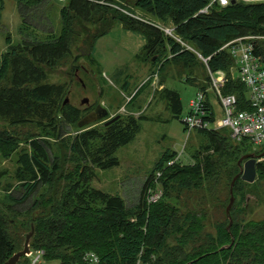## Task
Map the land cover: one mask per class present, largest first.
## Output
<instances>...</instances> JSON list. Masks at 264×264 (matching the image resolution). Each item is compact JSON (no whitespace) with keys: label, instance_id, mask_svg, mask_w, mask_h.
<instances>
[{"label":"trees","instance_id":"16d2710c","mask_svg":"<svg viewBox=\"0 0 264 264\" xmlns=\"http://www.w3.org/2000/svg\"><path fill=\"white\" fill-rule=\"evenodd\" d=\"M50 1L17 0L23 30L31 31V35L11 47L0 67V121L11 126L30 125L39 131L18 156L16 190L23 194L20 201L14 195L10 199L20 204L28 202L50 185L54 174L62 169L53 160L52 139H62L74 157L71 169L62 171L69 188L61 199L63 211L53 197L47 201L37 199L33 204L34 208L58 207V216L39 226L32 250L43 251V260L60 264H87L88 253L95 255L99 264H264V218H242L229 228L227 220L211 221L204 211L183 214L176 209L170 213L151 209L144 196L136 210H132L119 195L93 187L97 169L108 170L120 164L117 152L134 141L141 129V118H118L102 127L68 133L67 128L80 127L84 111L64 101L67 83L50 82L48 70L59 68L69 58L77 62L81 55L74 52L82 46L91 48L87 58L99 66L94 57L96 41L108 33L111 21L143 34L147 39L143 49L150 53L169 49L173 56L190 64L202 58L158 24L122 13L119 8L127 7L128 0H67L60 10V31L52 29L39 38L34 33L38 30L35 15L46 14ZM214 1L136 0L135 7L154 16L164 27H174L182 42L207 59L202 60L210 71L226 73L224 92L235 93L244 102L246 86L232 76L235 60L222 47L241 37L259 36L256 51L264 58V0H231L227 6ZM211 3L209 12L203 13ZM95 27L99 29L94 33ZM124 90L129 91L128 84ZM200 91L206 92L207 88ZM142 92L143 88L134 98ZM162 97L173 117L181 118L180 93L165 89ZM203 133L209 144L197 152L195 163L178 160L167 166L168 161L178 157L176 152L168 151L165 167V159H161L146 184L145 195L158 173H162L159 178L164 181L189 176H207L215 184L231 181V172H218L215 155L234 161L236 155L246 154L249 146L254 145L242 140L238 142L245 147H234L219 130ZM228 135L234 140L229 131ZM262 158L257 163V175L264 180V153ZM258 185V181L248 184L254 190ZM131 215L136 221L131 220ZM9 225L12 223L0 211V264L21 250Z\"/></svg>","mask_w":264,"mask_h":264},{"label":"rangeland","instance_id":"374dc122","mask_svg":"<svg viewBox=\"0 0 264 264\" xmlns=\"http://www.w3.org/2000/svg\"><path fill=\"white\" fill-rule=\"evenodd\" d=\"M135 3L136 0H128L127 7L119 9L122 13L164 27V24L154 16L135 7ZM66 5L67 1L51 0L46 14L35 15L34 22L38 29L34 32L35 35L39 38L45 37L52 29L59 32L60 10ZM0 21L1 67L11 47L21 44L31 31L29 33L28 30L26 32L23 30V20L17 0H3L0 5ZM107 26L108 33L100 36L96 41L94 57L100 63L99 66L92 64L91 59L87 58L91 54V48L82 46L79 47V51L74 52L75 54L79 52L81 55L77 62L74 63L69 58L59 68L48 70L50 82L67 83L64 101L80 108L84 111V116L96 111L98 106L108 111L105 118L82 128H67L68 133L75 134L79 130L102 127L107 121L116 117L141 118V129L134 141L121 147L117 152L120 164L108 170L97 169V177L92 182L93 187L119 195L132 210H136L144 196L151 209H161L168 213L176 209L183 214L204 211L208 213L211 221L227 220L228 225L231 220L233 224L235 220L240 221L242 218L263 219L264 180L260 178L259 173L256 179L259 185L255 190L248 184L256 181L249 183L239 178L234 190L235 202L230 213L231 219L227 215V207L231 199L232 180L241 172V166H244L247 160L239 165L241 157L255 154L258 161L263 160L264 145L249 146L248 152L239 157L236 155L234 161L227 160L222 155H215L218 172L221 175L231 172V181L215 184L208 180L207 176H189L183 178L185 180L179 178L174 181H164L160 180L157 174L146 195L144 194L146 184L161 159H165V167L168 151L176 152L179 161L185 164L195 163L197 152L209 144V139L203 130L195 129L188 134L183 119L188 115L191 101L196 98L198 89L210 90L211 74L202 59L196 64H190L173 56L169 49L160 50L156 54L150 53L143 49L147 43L143 34L127 30L118 22L111 21ZM98 29L95 27L93 32ZM231 70L232 76L238 78L239 74L235 68ZM127 84L129 91L124 90ZM142 88L143 92L135 99L134 96ZM165 89L180 93L183 103L181 118H174L168 109V104L162 97ZM209 95L219 117L221 111L214 92L210 91ZM86 99L88 103H84ZM219 131L234 147L244 146L230 139L228 131L224 129ZM37 134L39 131L33 126H11L0 121V211L12 223L9 225L10 231L16 237L19 249H24L26 235L32 231V228L34 229L30 243L31 253L28 257H23L19 264H30V262L60 264V261H46L42 257L40 262H37L36 256L39 251L32 250V247L39 226L58 216L55 212L58 207L53 209L48 205L34 208V202L37 199L47 201L53 197L57 199L60 211H63L60 205L63 201L61 199L69 193L68 184L62 178V171L71 169L74 157L70 148L61 141L62 139H52L53 160L62 168L54 174L52 183L42 188L26 203L20 204L10 199V195H14L19 200L23 194L20 190H16L17 160L19 153L29 146L31 137ZM130 218L136 221L135 216L131 215Z\"/></svg>","mask_w":264,"mask_h":264},{"label":"built area","instance_id":"2783aa9c","mask_svg":"<svg viewBox=\"0 0 264 264\" xmlns=\"http://www.w3.org/2000/svg\"><path fill=\"white\" fill-rule=\"evenodd\" d=\"M215 1L222 6L231 3V0ZM1 2L2 0H0ZM212 4L208 5L202 12L208 13ZM162 29L207 62V59L202 57L195 48L185 44L175 35L174 27H162ZM258 38L260 37H241L222 47V50H228L235 60L234 68L239 74L238 79L246 86V100L241 102L237 94L224 92L228 80L225 72L209 70L211 74L210 90L198 91L196 98L191 101L188 115L183 119L188 134L195 129L210 131L227 129L234 140H247L258 147L264 145V58L256 51L255 41ZM210 91L214 92L218 101L221 111L219 117L210 99ZM178 160L179 156L170 161L169 165H173ZM161 174L158 173V176L160 177ZM39 252L36 256L37 262H40L43 255V251ZM94 256L89 255L86 258L88 264H99L98 258Z\"/></svg>","mask_w":264,"mask_h":264},{"label":"water","instance_id":"95a60500","mask_svg":"<svg viewBox=\"0 0 264 264\" xmlns=\"http://www.w3.org/2000/svg\"><path fill=\"white\" fill-rule=\"evenodd\" d=\"M66 102H68V101H66ZM88 102H89L88 99L84 100V103H88ZM107 115H108V111L106 109H104L103 107L98 106L96 111L89 113L79 122V126L84 127V126H86V125H88L94 121L105 118ZM118 118L119 117L113 118L110 121H107L106 123L110 124ZM245 159H247V160L245 161L244 166H241V172L234 177V179L232 180V183H231V188H230L231 199H230V203L227 207V215L230 217V219H231L230 213H231L232 207H233L234 202H235L234 186H235L237 180L241 177L244 181L249 182V183H253L257 179V163H258L257 155H255V154L244 155L243 157H241V159L239 161V165H241V163ZM231 225H232V220H231V223L229 225V228L231 227ZM33 234H34V229L32 228V231L26 235V241H25L24 249L15 253L4 264H18V262L20 261V259L23 256H28L31 253L30 243H31V239H32Z\"/></svg>","mask_w":264,"mask_h":264}]
</instances>
